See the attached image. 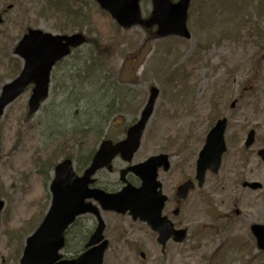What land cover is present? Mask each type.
<instances>
[{
  "label": "rangeland",
  "instance_id": "obj_1",
  "mask_svg": "<svg viewBox=\"0 0 264 264\" xmlns=\"http://www.w3.org/2000/svg\"><path fill=\"white\" fill-rule=\"evenodd\" d=\"M66 1L82 11L75 26L49 0H0V88L19 72L12 49L28 27L82 32L88 39L55 65L48 98L35 114L27 115L29 87L0 117V264H19L25 237L43 217L52 161L75 162L103 138H123L151 86L159 94L129 164L169 154L167 180L158 176L168 195L163 213L186 229V237L161 248L146 222L102 212L108 240L103 264H264V250L250 230L251 224L264 225V159L258 155L264 148V0H191L190 38L159 37L143 24L123 29L95 0ZM140 8L146 18L151 1L141 0ZM94 39L120 41L97 55ZM221 117L227 126L219 170H207L202 187L174 205L172 188L193 176L206 134ZM249 130L254 140L245 147ZM126 164L115 158L112 172L98 171L93 185L118 188V171ZM93 226L92 216H80L65 234L62 255L79 254Z\"/></svg>",
  "mask_w": 264,
  "mask_h": 264
},
{
  "label": "water",
  "instance_id": "obj_2",
  "mask_svg": "<svg viewBox=\"0 0 264 264\" xmlns=\"http://www.w3.org/2000/svg\"><path fill=\"white\" fill-rule=\"evenodd\" d=\"M96 1L122 27L129 28L134 24L143 23L147 28L156 26L155 33L160 37L176 35L190 38L186 27L190 0H151V14L145 21L141 18L140 0ZM85 40L82 33L53 35L40 29L28 28L13 48V54L22 60V67L19 75L5 83L0 90V116L29 85L32 87L27 102L28 114L35 113L48 96L50 72L55 63L68 55L71 48L82 45ZM158 92L156 87H150L146 103L137 121L127 128L125 138L115 143L109 139L102 140L82 175L74 172L70 158H65L54 166L49 185L50 204L37 228L25 238L19 264H102L103 253L107 247V240L103 239L102 234L105 225L98 208L91 201L86 202V199L97 201L103 210L121 214L128 211L133 219L147 221L152 229L158 232L157 241L162 246L171 236L177 242L185 237V229L175 230L172 223L165 216H161L166 196L161 193L157 169L169 168L167 154L153 155L145 161L121 169L120 180L125 182V185L119 191L108 193L88 186L94 182L91 176L98 169L111 170V162L117 155L123 161H131L152 114ZM226 122V118L215 122L198 153L195 173L198 187L202 186L207 170L215 173L219 169L222 154L226 149L223 139ZM253 139L254 131L250 130L245 146L251 145ZM258 154L264 159V148L260 149ZM127 172L140 179L138 186L126 181ZM248 185L252 188L259 186L258 183ZM193 186L190 180L181 183L176 190L178 198H186ZM2 207L3 201L0 200V209ZM84 213L96 216L98 224L85 244L86 250L75 258L63 259L59 250L64 244V230L76 216ZM177 213L178 209H175L174 214ZM251 230L256 237L258 248L264 249V225L252 224Z\"/></svg>",
  "mask_w": 264,
  "mask_h": 264
},
{
  "label": "trees",
  "instance_id": "obj_3",
  "mask_svg": "<svg viewBox=\"0 0 264 264\" xmlns=\"http://www.w3.org/2000/svg\"><path fill=\"white\" fill-rule=\"evenodd\" d=\"M49 5L51 7H53L54 9H56L57 11H59L63 16H65L63 19L65 21L66 24H70L72 26H75V23H79L80 22V17L82 15V11L80 8H73L66 0H60L58 2H55V0H49ZM88 41V39H87ZM120 39H117L116 41L113 42H106V41H100L97 39H94L92 45H93V49L95 51V53L97 55H100L102 52L100 51L101 49L107 48H113L115 47V42L117 44H119ZM113 53V49H111L110 54ZM12 61L14 62V65L16 67V69H20V61L17 58H13ZM93 79H91L89 82H91ZM81 86H83V84H81ZM97 86V81H94V86ZM108 106V104H107ZM112 137V136H110ZM92 153L87 154L86 156L84 155H79L76 159H75V166L77 170H81L83 169L89 162L90 158H91ZM54 161H52L50 168L52 167ZM49 168V169H50Z\"/></svg>",
  "mask_w": 264,
  "mask_h": 264
},
{
  "label": "flooded vegetation",
  "instance_id": "obj_4",
  "mask_svg": "<svg viewBox=\"0 0 264 264\" xmlns=\"http://www.w3.org/2000/svg\"><path fill=\"white\" fill-rule=\"evenodd\" d=\"M167 172L168 171H164L162 168H159L158 169V176H159V173L160 174H162L163 176H164V180L166 181L167 179H166V176H167ZM127 178L128 179H131V178H133V176H131V174H127ZM159 179V178H158ZM183 181V180H182ZM182 181H180V182H182ZM162 183V182H161ZM179 184V183H178ZM122 185V184H121ZM121 185H119V186H121ZM177 186V185H176ZM176 186H175V188L173 187L172 188V191H173V189H174V191H173V194H174V196H175V189H176ZM162 188H163V184H162ZM111 191H113V190H111ZM173 201H174V205L175 204H180L181 203V201H179L177 198H176V196L173 198ZM167 202H168V200H167ZM166 207V205L164 206V208ZM164 208H163V210H164ZM174 209V208H173ZM173 209H172V212H173ZM168 218H169V216H168V214H165ZM177 215V214H176ZM175 215V216H176ZM170 219V218H169ZM171 220V219H170ZM172 221V220H171ZM173 223V222H172ZM173 225H174V227L175 228H180V226H178V225H175L174 223H173Z\"/></svg>",
  "mask_w": 264,
  "mask_h": 264
},
{
  "label": "bare ground",
  "instance_id": "obj_5",
  "mask_svg": "<svg viewBox=\"0 0 264 264\" xmlns=\"http://www.w3.org/2000/svg\"><path fill=\"white\" fill-rule=\"evenodd\" d=\"M226 191H227V188L224 189V192H226ZM263 217H264V216H263ZM228 259H229V258H228ZM228 259H227V260H228Z\"/></svg>",
  "mask_w": 264,
  "mask_h": 264
}]
</instances>
